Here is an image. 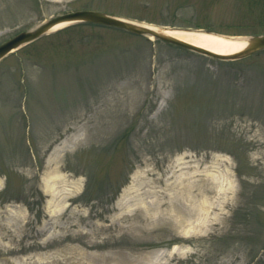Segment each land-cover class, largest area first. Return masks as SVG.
<instances>
[{
    "label": "rangeland",
    "instance_id": "374dc122",
    "mask_svg": "<svg viewBox=\"0 0 264 264\" xmlns=\"http://www.w3.org/2000/svg\"><path fill=\"white\" fill-rule=\"evenodd\" d=\"M173 1L0 0V46L83 9L184 29L139 8ZM220 1L221 30L259 23ZM34 44L0 62V264H264V52L220 61L77 24ZM183 173L211 207L191 237Z\"/></svg>",
    "mask_w": 264,
    "mask_h": 264
},
{
    "label": "water",
    "instance_id": "95a60500",
    "mask_svg": "<svg viewBox=\"0 0 264 264\" xmlns=\"http://www.w3.org/2000/svg\"><path fill=\"white\" fill-rule=\"evenodd\" d=\"M63 22H68L70 24L87 23L92 25H100L104 27L123 30L125 32L138 36H153L156 39L168 44L222 61L240 60L264 51V35L251 37L245 49H243L239 53L233 55H221L207 49L180 41L178 39L156 33L147 25L139 24L130 20L111 16L97 11L83 10L64 14L44 23L35 30L22 32L19 35L15 36L11 40L0 46V62L9 54L39 40L40 38L48 34L56 25Z\"/></svg>",
    "mask_w": 264,
    "mask_h": 264
},
{
    "label": "bare ground",
    "instance_id": "6f19581e",
    "mask_svg": "<svg viewBox=\"0 0 264 264\" xmlns=\"http://www.w3.org/2000/svg\"><path fill=\"white\" fill-rule=\"evenodd\" d=\"M70 23L63 22L61 24L56 25L51 31H58L62 28H65ZM149 26L154 32L172 37L174 39H178L180 41L195 45L197 47H201L204 49H207L209 51H212L214 53H218L221 55H233L236 53H239L249 43V40L251 38L246 37H230L225 35H215V34H209L204 31H188L185 29H176V28H165V27H158L155 25H147ZM149 39L154 42V37L149 36ZM193 176L190 174L183 173L180 178L176 181V184L174 186L180 187L185 196L187 197L188 201H192L193 198V204L191 209V215L189 221L187 220L186 223L182 227H186L184 230V236L185 237H191L192 235L203 232L209 227V220H208V214L210 211V205L207 195L208 190L206 189L203 192H200L199 194L194 196V187L195 183L191 182ZM60 179V178H56ZM54 184H58L55 182ZM195 184V185H194ZM55 186V185H54ZM54 186L51 187V189L54 188ZM173 186V185H172ZM73 188H75L77 191L80 189L76 184L74 183ZM0 189H2V184L0 185ZM199 198V200H198ZM226 201L224 204L220 205V209L222 210L225 206ZM151 217V216H150ZM194 218V219H193ZM183 222H180V224ZM199 234V233H198Z\"/></svg>",
    "mask_w": 264,
    "mask_h": 264
},
{
    "label": "trees",
    "instance_id": "16d2710c",
    "mask_svg": "<svg viewBox=\"0 0 264 264\" xmlns=\"http://www.w3.org/2000/svg\"><path fill=\"white\" fill-rule=\"evenodd\" d=\"M224 1V0H223ZM220 4V0H174L169 3H162L161 5L144 4L139 6L143 12L158 11L159 15L162 17H170V19L175 22L179 21L185 29H204L210 32L216 33H235V35H255L259 33H264V30H260V27H264V0H245L243 2L244 10L250 17H255L259 23L257 25H251V27L242 26L237 24L235 20L233 22H228L226 30H221L219 26L213 19V12L211 11ZM134 19H140L138 15H128ZM80 28H94L96 26L88 24L77 25ZM223 32V33H222ZM37 44V43H36ZM35 44H32L28 48H34Z\"/></svg>",
    "mask_w": 264,
    "mask_h": 264
}]
</instances>
